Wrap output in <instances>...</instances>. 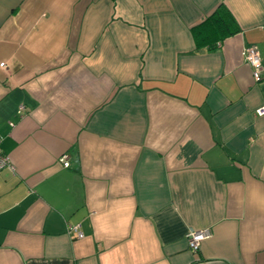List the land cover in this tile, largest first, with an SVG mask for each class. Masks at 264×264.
<instances>
[{
	"label": "crops",
	"instance_id": "obj_1",
	"mask_svg": "<svg viewBox=\"0 0 264 264\" xmlns=\"http://www.w3.org/2000/svg\"><path fill=\"white\" fill-rule=\"evenodd\" d=\"M249 46L264 0H0V264H264Z\"/></svg>",
	"mask_w": 264,
	"mask_h": 264
},
{
	"label": "built area",
	"instance_id": "obj_2",
	"mask_svg": "<svg viewBox=\"0 0 264 264\" xmlns=\"http://www.w3.org/2000/svg\"><path fill=\"white\" fill-rule=\"evenodd\" d=\"M242 56L245 60V62L250 66L251 68V74L252 79L254 82H260L262 78H264V66H262V60L258 53V50L255 46H249L245 48L242 52ZM4 64H0V66H3ZM23 109V108H21ZM256 114L258 116L264 115V110H256ZM60 161L63 163L64 167H68V162H65L63 158L60 159ZM10 169L13 170L14 167L10 163L8 157L3 154L1 147H0V171L3 169ZM69 231H74L77 238H82V233L79 231L78 226H69ZM208 236L206 232L203 231H194L191 230L187 234V240L188 245L192 251H196L200 243Z\"/></svg>",
	"mask_w": 264,
	"mask_h": 264
},
{
	"label": "trees",
	"instance_id": "obj_3",
	"mask_svg": "<svg viewBox=\"0 0 264 264\" xmlns=\"http://www.w3.org/2000/svg\"><path fill=\"white\" fill-rule=\"evenodd\" d=\"M223 21H224L223 15L221 14L219 10H217L212 16L208 18V20H206V22H204V24H202V26L203 25L205 26L206 24H208L209 26L208 28H211V29H207L203 31L198 29L197 31H195L196 38L206 43L208 42V39L211 38V36H217L218 38H222V37L234 34V32L236 31L230 28L226 30L227 34H222L218 36V34L215 33L217 31L218 25L220 24V22H223ZM211 32L213 33V35H211L212 34Z\"/></svg>",
	"mask_w": 264,
	"mask_h": 264
}]
</instances>
